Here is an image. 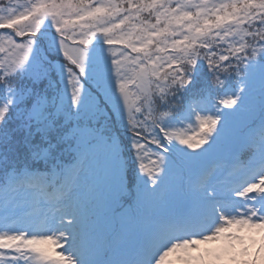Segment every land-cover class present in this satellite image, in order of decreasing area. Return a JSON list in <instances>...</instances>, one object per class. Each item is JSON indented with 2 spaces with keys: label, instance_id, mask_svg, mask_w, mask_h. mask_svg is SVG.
I'll list each match as a JSON object with an SVG mask.
<instances>
[{
  "label": "snow or ice",
  "instance_id": "6c2138e0",
  "mask_svg": "<svg viewBox=\"0 0 264 264\" xmlns=\"http://www.w3.org/2000/svg\"><path fill=\"white\" fill-rule=\"evenodd\" d=\"M0 264H264V0H0Z\"/></svg>",
  "mask_w": 264,
  "mask_h": 264
},
{
  "label": "rangeland",
  "instance_id": "374dc122",
  "mask_svg": "<svg viewBox=\"0 0 264 264\" xmlns=\"http://www.w3.org/2000/svg\"><path fill=\"white\" fill-rule=\"evenodd\" d=\"M195 127H196V126H195V124H193V125H192V126H190V127H189V126H186V129H187L188 131H191V130H194V129H195ZM52 195H53V196H55L56 194H55V193H53Z\"/></svg>",
  "mask_w": 264,
  "mask_h": 264
}]
</instances>
